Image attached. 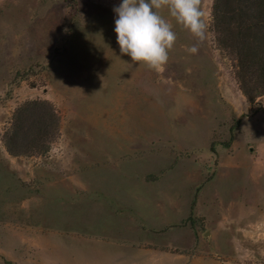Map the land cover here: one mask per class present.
<instances>
[{
  "label": "rangeland",
  "instance_id": "1",
  "mask_svg": "<svg viewBox=\"0 0 264 264\" xmlns=\"http://www.w3.org/2000/svg\"><path fill=\"white\" fill-rule=\"evenodd\" d=\"M121 2L0 0V264H264V95L214 0L202 44L161 10L159 71L120 54Z\"/></svg>",
  "mask_w": 264,
  "mask_h": 264
},
{
  "label": "clouds",
  "instance_id": "2",
  "mask_svg": "<svg viewBox=\"0 0 264 264\" xmlns=\"http://www.w3.org/2000/svg\"><path fill=\"white\" fill-rule=\"evenodd\" d=\"M202 0H122L113 8L116 42L122 56L133 65L159 71L169 61V52L177 40L171 21L202 44L209 24L202 9ZM166 10L171 21L161 15ZM198 51L197 46L188 49Z\"/></svg>",
  "mask_w": 264,
  "mask_h": 264
},
{
  "label": "trees",
  "instance_id": "3",
  "mask_svg": "<svg viewBox=\"0 0 264 264\" xmlns=\"http://www.w3.org/2000/svg\"><path fill=\"white\" fill-rule=\"evenodd\" d=\"M239 3L238 15L235 16L239 17L237 30L228 33L230 37L238 38L237 40L232 42V39L225 37L226 11L221 0H214L213 27L214 31L224 36L219 40L220 46L237 55L236 79L249 101L254 103L257 97L264 95V0H239ZM259 32H262V41ZM247 71L252 76L251 82H255V87L250 88V91L256 92L255 96L248 93L247 83L243 79V74ZM38 104L34 102L30 105Z\"/></svg>",
  "mask_w": 264,
  "mask_h": 264
}]
</instances>
